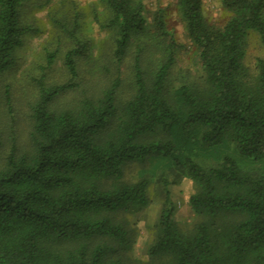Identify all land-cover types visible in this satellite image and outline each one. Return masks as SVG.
<instances>
[{
    "label": "trees",
    "instance_id": "trees-1",
    "mask_svg": "<svg viewBox=\"0 0 264 264\" xmlns=\"http://www.w3.org/2000/svg\"><path fill=\"white\" fill-rule=\"evenodd\" d=\"M99 2L92 17L107 38L96 56L75 12L65 80L47 81L59 54L47 51L26 141L5 146L0 135V264H264V0H222L230 14L222 26L206 20L203 0H176L200 66L196 80L177 86L180 45L165 11L149 20L141 0ZM31 4L0 0V75L31 31L22 20ZM254 40L262 56L252 64ZM4 100L12 116L8 88ZM150 161L195 184V222H177L163 179L145 263L131 218L149 206L150 183L125 175Z\"/></svg>",
    "mask_w": 264,
    "mask_h": 264
},
{
    "label": "rangeland",
    "instance_id": "rangeland-1",
    "mask_svg": "<svg viewBox=\"0 0 264 264\" xmlns=\"http://www.w3.org/2000/svg\"><path fill=\"white\" fill-rule=\"evenodd\" d=\"M46 0H33L34 4L23 11V24L31 29L26 35L24 45L17 51L16 64L9 71L0 75V135L5 146L16 139L18 145L26 141L28 106L32 102L36 85L35 79L42 73L46 65V52L59 51L56 63L46 71L47 81L59 83L65 80L62 73V56L72 48L73 42L66 30L73 31L71 20L75 12H80L81 29L79 37L93 41V54L101 47L107 38L104 32L94 23L92 11L101 14L102 8L99 0H49L47 6L38 7ZM145 6V13L150 20L152 14L163 9L166 21L180 45L176 64L172 70L174 86L180 83L196 80L200 75V66L197 51L187 39L184 28L180 22L176 0H141ZM204 16L206 20L215 25H224L230 14L223 8L222 0H203ZM64 25L67 26L64 28ZM63 26V27H62ZM78 33V31H77ZM96 56V55H95ZM262 56V51L256 40L252 41L248 62L254 63L255 58ZM91 58V57H90ZM90 63V59L87 60ZM88 63L82 64V70L91 72ZM8 88L13 115L8 116L5 107V91ZM7 147H4L5 150ZM202 165H209L211 161L202 157L198 159ZM140 178H147L150 204L136 217L131 218L138 231L137 242L134 248L135 257L148 262L147 250L153 239L154 225L157 222L161 204L164 200V186L162 180H167L173 201L177 208V222L181 226H188L195 222V215L191 211L189 199L195 192L196 186L189 179L180 178L169 166L167 161H150L144 165H131L126 169L125 179L136 182ZM175 183L174 185H172Z\"/></svg>",
    "mask_w": 264,
    "mask_h": 264
}]
</instances>
